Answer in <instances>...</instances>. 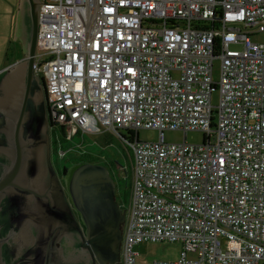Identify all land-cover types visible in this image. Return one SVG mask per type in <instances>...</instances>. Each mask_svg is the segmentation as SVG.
Segmentation results:
<instances>
[{
	"label": "built area",
	"instance_id": "built-area-1",
	"mask_svg": "<svg viewBox=\"0 0 264 264\" xmlns=\"http://www.w3.org/2000/svg\"><path fill=\"white\" fill-rule=\"evenodd\" d=\"M257 32L264 0H41L35 70L52 127L70 140L115 135L129 152L123 264H147L138 246L164 241L180 242L182 255L153 264L264 262ZM140 129L160 137L142 141ZM166 130L205 137L170 142Z\"/></svg>",
	"mask_w": 264,
	"mask_h": 264
},
{
	"label": "water",
	"instance_id": "water-1",
	"mask_svg": "<svg viewBox=\"0 0 264 264\" xmlns=\"http://www.w3.org/2000/svg\"><path fill=\"white\" fill-rule=\"evenodd\" d=\"M39 10L38 0H25L21 20L25 55L0 68V217L15 207V214L21 213L17 206L23 193L46 207L35 204L36 214L27 222L12 220L11 230L0 233V264H66L50 229L58 221L68 222L65 217L83 236L52 162L47 91L35 70ZM69 171L67 186L91 235L87 251L103 264H115L126 219L116 199L115 180L108 168L98 163H81ZM5 248L12 255L7 256ZM93 262L98 264L95 259Z\"/></svg>",
	"mask_w": 264,
	"mask_h": 264
},
{
	"label": "rangeland",
	"instance_id": "rangeland-1",
	"mask_svg": "<svg viewBox=\"0 0 264 264\" xmlns=\"http://www.w3.org/2000/svg\"><path fill=\"white\" fill-rule=\"evenodd\" d=\"M3 33H0V35ZM252 40L264 43V32H257V34L251 35ZM4 43L3 40L0 39V65L2 60V56L6 53L7 49L10 46V43L7 44H1ZM11 45H15L16 47L17 42L13 40ZM25 53V50L23 51V55ZM221 63L219 60L214 61V80L219 81L220 80V71H221ZM177 75V73H175ZM219 91L218 89L215 90V92L212 94V104L213 106L218 105L219 102ZM165 139L170 142H182L184 140H187L189 143H202L204 140V132L203 131H188L187 134H185L183 131L175 130H166L164 132ZM160 137V132L156 129H140L139 130V138L142 141H156ZM82 138L75 136L72 140V144L81 143ZM120 138H118L115 135H109V134H103V133H93V134H86L85 135V142H83L81 145L83 148H86L87 150H91L95 153H98L102 155V157H108L113 160L119 161V167L117 170V179L116 181L119 183V201H121V205L123 206V199L124 194L126 190L130 189L129 183L131 179V160L129 157V152L127 149L124 148V146L121 144ZM66 165L67 167H72V163L68 160H64L62 162V165ZM140 251V256L138 258V261L147 264H153L157 260H165L169 262H175L177 261L183 251L182 244L180 242H148L143 243L138 246V249ZM195 254H189V258H193ZM261 264H264L262 262Z\"/></svg>",
	"mask_w": 264,
	"mask_h": 264
},
{
	"label": "flooded vegetation",
	"instance_id": "flooded-vegetation-1",
	"mask_svg": "<svg viewBox=\"0 0 264 264\" xmlns=\"http://www.w3.org/2000/svg\"><path fill=\"white\" fill-rule=\"evenodd\" d=\"M40 1L38 0V6L40 5ZM52 130V128H51ZM51 142H52V137H51ZM53 149V146H52ZM53 153V152H52ZM51 153V154H52ZM52 162L54 164V168L56 169L58 176L60 178V181L63 184V187L65 189V193L66 196L69 200L70 203V208H72V211L75 215V219L77 220L78 224H80L82 230H83V236L80 235V231L77 228L76 225L72 224V221H70V219L67 217H65V221H58L54 228L53 226L50 227L51 229V234L52 236H54L57 239L56 242V248H57V252L60 254L62 261L66 264H94L93 260L95 259L96 262H98V264H103L101 263L98 259L97 256H95V258H91V256L89 255V252L87 251V247L90 245V234L89 231L87 229V226L84 223V220L82 218L81 213L79 212V209H77L75 203L73 202V198L71 196L70 190L67 186L66 180L70 177V171L69 169L67 171L63 170L60 166V164L57 163L55 157L52 154ZM99 164H102L104 166H106L108 168V170L110 171L111 176L114 178L115 183H116V199L119 200V192L117 190V170L119 167V161L118 160H113V159H109L108 157L105 158H100L98 160ZM75 165V164H73ZM1 166V165H0ZM2 170H0V175H1ZM6 199V198H5ZM9 201V200H7ZM121 208H126V206L123 204V206L121 205V201H119ZM10 204L13 205V199L10 200ZM19 207L17 206V211L19 210L21 213L17 216V214H15L16 211V207L10 209L9 215L3 213V215L0 217V227L3 230H0V233L2 234V232L8 228L6 231H8L9 229L11 230V221L15 220L18 223L21 222H27L28 219L27 218H31L33 217L34 214H36L35 211V204H37V207H46L45 205L39 203V202H34V199H30L29 194H25L23 193L21 195L20 198V203H18ZM24 204V205H23ZM25 206V207H23ZM53 217L56 218L55 214L52 212ZM58 218H62L60 216H58ZM63 219V218H62ZM54 225V224H53ZM14 226V225H13ZM124 225L122 228V239L120 242V252H119V259L115 264H123L122 263V244H123V238H124ZM6 249V248H5ZM5 254L7 256L12 255V251L7 248L5 250ZM93 259V260H92ZM65 260V261H64ZM106 264H110L109 262H107Z\"/></svg>",
	"mask_w": 264,
	"mask_h": 264
},
{
	"label": "crops",
	"instance_id": "crops-1",
	"mask_svg": "<svg viewBox=\"0 0 264 264\" xmlns=\"http://www.w3.org/2000/svg\"><path fill=\"white\" fill-rule=\"evenodd\" d=\"M25 0H0V39L6 46L10 43L6 53L2 56L0 68H4L24 57L25 42L23 40L22 12ZM13 40L17 42L11 45Z\"/></svg>",
	"mask_w": 264,
	"mask_h": 264
},
{
	"label": "trees",
	"instance_id": "trees-1",
	"mask_svg": "<svg viewBox=\"0 0 264 264\" xmlns=\"http://www.w3.org/2000/svg\"><path fill=\"white\" fill-rule=\"evenodd\" d=\"M43 80H44V84L46 87L45 79L43 78ZM79 136L80 135L78 134V137ZM51 137H52V146H53L52 154L55 157L57 163L60 164L61 168L65 171H67L69 168L67 167V164L62 165V162L64 160L66 161L68 160L69 162L72 163V166H74L73 164L79 165L81 163H98V160L100 158H105V157H102V155L98 153H95L91 150L89 151L86 148L82 147L81 144L85 142V137L83 138L80 137L82 138V141L81 143H78L79 145L72 144L70 138L68 137L67 130L64 128V126L63 127L62 126L52 127ZM61 151H64L65 154L61 155L60 154ZM129 186H130V183H129ZM117 190L120 194L118 182H117ZM123 194H124L123 204L126 206L128 203V197H127L129 195L128 190H126L125 193Z\"/></svg>",
	"mask_w": 264,
	"mask_h": 264
}]
</instances>
